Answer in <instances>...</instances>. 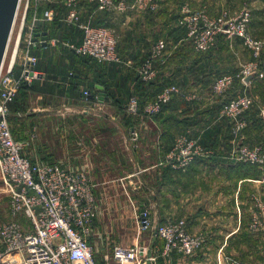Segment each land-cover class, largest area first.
<instances>
[{
    "label": "crops",
    "instance_id": "obj_1",
    "mask_svg": "<svg viewBox=\"0 0 264 264\" xmlns=\"http://www.w3.org/2000/svg\"><path fill=\"white\" fill-rule=\"evenodd\" d=\"M78 1L81 21L98 23L113 31L117 37L120 63H98L74 53L69 45H77L81 38V30L75 24L65 22V27L62 26L65 31L72 27L80 30L78 36L71 37L61 32L63 28L55 30L49 26L50 32H47L44 25H40L37 37L41 39L42 33H46L49 39H56L57 43L43 44L34 50L38 58L36 75L21 95L31 94L33 98L43 97L46 101L37 107H30L31 111L29 108L28 115L37 118V127L28 123L31 119L27 120L25 124H29L30 128L34 127V130L26 131L20 138L31 140L36 137L40 141V151L49 155V159H46L48 162H58L73 170L82 166L90 169L88 176L96 188L94 193L100 187L113 190L131 187L135 192L143 191L148 198H142L139 204L149 209L153 227L183 219L189 232L202 238L201 249L191 257L177 252L162 255L160 249L163 242L155 236L152 227L148 232L139 234L136 240L139 249L147 253L150 251L151 264H228L231 261L264 264V238L248 228L249 216L243 213V210L248 211V193L259 184L264 189V167L254 166L257 171H261L258 177H254L252 166L238 163L231 156V144L237 138L246 141V137L243 133L233 136L226 122L229 119L219 116L222 101L243 90L244 86L235 84L225 97L213 94L210 88L212 80L221 72L237 69L239 59L231 55L230 46L238 43V40L224 37L229 48L228 61L215 51L208 55H197L191 51L187 31L179 22L180 18L175 17V14H182L184 5L191 6L188 0H156L155 11L129 10L109 14L97 11L88 0ZM125 2L129 4L133 0ZM58 4L61 3L56 1L52 7L56 20L62 17ZM158 39L165 40L167 47L156 63L157 74L154 79H157L153 85L143 84L138 78V70ZM255 81L250 80L249 84L253 85ZM171 82L179 88L183 98L186 94L196 95L197 98L191 101L184 98L187 105L174 104L152 119L141 114L135 116L131 123L134 128L131 130L138 133L139 143L131 154L126 152L117 160V170L125 175L115 178L111 174L114 159L103 151L96 150L95 144L96 140H101L110 133L96 134L89 126L97 116L105 122H112L113 119L126 121L120 115L115 116L111 109L115 106L126 108L131 95L138 96L142 102L149 101L160 86ZM97 86H101V89ZM101 91L105 92L108 100L99 99ZM65 107H72L74 112L82 109L80 113L85 114L72 118L70 122L69 140L72 146H69V153L74 160L71 163L53 161L50 158L53 153L46 152L47 140L55 130L58 134L65 130L58 131V126H55L59 119L46 118L51 115L47 114L49 108L60 111ZM13 116L14 114L11 115L9 124L12 135L18 137L14 131L17 125H14ZM39 117L45 118L44 121L39 120ZM78 123L84 124V128L78 129ZM181 136L195 140L207 152L206 155L196 157L185 172L173 168L169 160L172 144ZM74 138L85 140L84 146H74L71 142L78 141ZM208 139L217 147L205 148L203 143H207ZM50 146L53 148V145ZM120 200L118 196L102 197L101 194H96L98 206L89 244L97 264H116L115 261L105 262L103 255L118 244L116 235L121 233V229L117 220L118 217L122 219L123 215L116 214L113 215L115 219L110 216L109 219L105 212L108 208L113 211V206ZM116 210L123 211V208ZM140 264H148L145 256L141 257Z\"/></svg>",
    "mask_w": 264,
    "mask_h": 264
},
{
    "label": "built area",
    "instance_id": "obj_2",
    "mask_svg": "<svg viewBox=\"0 0 264 264\" xmlns=\"http://www.w3.org/2000/svg\"><path fill=\"white\" fill-rule=\"evenodd\" d=\"M88 1L95 4L97 11L108 13L157 9L156 0H133L129 4L125 0ZM55 2L19 0L0 66V174L8 193L11 215L9 221L0 225V264H97L89 244L96 215L94 186L89 176L58 162H32L23 154L25 145L13 137L9 125L10 105L22 84H30L36 75L38 58L34 50L44 43H57L56 39L43 40L37 37L40 24L54 18L52 7L44 10L42 15H39V9ZM63 4L67 9L65 22L77 25L82 32L81 42L71 44L69 48L98 63H120L117 37L113 31L103 25L95 26L90 21H81L78 0H63ZM179 22L186 28L187 36L198 52L215 47L219 34L227 38L238 37L249 49L251 59L248 62L234 73L216 77L210 87L213 94L225 97L237 81L244 86L243 90L223 100L219 110L220 117L230 120L231 133L237 137L247 125L243 115L253 104L246 89L250 82L248 77L264 78V61L261 60L264 43L248 33L250 11L243 10L234 17H228L224 12L216 20L186 4L182 7ZM166 47L167 43L163 39L155 42L150 55L138 70L142 82L148 83L156 77V63ZM180 93L176 85H169L143 108L137 96L133 95L127 101L126 110L132 115L143 110L149 118H153L174 94ZM184 98L191 101L197 96L186 94ZM137 139L138 133L133 131L132 140ZM170 152V165L181 172L187 171L196 157L207 154L195 140L187 137L177 139ZM255 152L257 150L241 146L233 149L231 156L238 161L262 165L264 156L255 155ZM253 200L255 207L248 228L264 238V198L254 195ZM140 219L142 231L153 227L149 215L144 211ZM153 228L155 236L163 242L160 249L162 255L177 252L191 257L203 245L202 238L191 234L183 219L160 223ZM142 256L146 257L147 251L139 249L137 245L117 244L103 255V260L115 261L116 264H140ZM146 260L151 264V256L146 257ZM228 264L241 263L231 261Z\"/></svg>",
    "mask_w": 264,
    "mask_h": 264
},
{
    "label": "rangeland",
    "instance_id": "obj_3",
    "mask_svg": "<svg viewBox=\"0 0 264 264\" xmlns=\"http://www.w3.org/2000/svg\"><path fill=\"white\" fill-rule=\"evenodd\" d=\"M180 1V0H179ZM190 1V4H187L191 9L194 10H202L204 11L210 18L212 19H218L222 13H227L228 17H234L238 15L241 11L243 10H249L250 11V22L248 25V33L250 36H252L255 39H258L264 43V0H188ZM178 3V2H177ZM175 10V9H174ZM175 12V11H174ZM154 14V13H152ZM177 15V18H181L182 14H175ZM184 27V26H183ZM17 29V26L15 28V31ZM186 30V28L184 27ZM187 31V30H186ZM16 32L14 33L15 36ZM222 35V34H219ZM217 36V40L218 37ZM225 37L224 35H222ZM227 38V37H225ZM233 39H237L238 43H233L230 47L232 49L230 50L231 55L238 57L239 62L236 63V68L240 67L241 65L245 64L251 59L250 51L249 49L244 46L242 39L238 37H233ZM240 40V41H239ZM217 44V43H216ZM12 47V42L9 47V55ZM229 49V48H228ZM233 50V51H232ZM7 56L6 60H8ZM250 55V56H249ZM229 57V56H228ZM261 60L264 61V47H263V53L261 56ZM235 65V64H234ZM250 80H256L253 85L249 84L247 85V93L252 97L253 99V104L252 106L244 113L243 119L246 121L247 125L246 130L244 129L241 130V134L246 137V141L240 140V138H237L238 140L231 144L233 149H238V147L245 146L248 149L254 151L255 155H263L264 156V78L263 79H258L254 76L250 78ZM239 83V82H238ZM250 83V82H249ZM240 84V83H239ZM242 85V84H241ZM233 91H236V87H234ZM236 94V93H234ZM231 95L232 96H234ZM23 95H17L16 100L13 102L11 109L10 110V117L12 114H14V121L17 127L14 128V131L17 133L18 137L14 136L16 140L23 141L24 142V149L23 153L27 156L28 159H30L32 162L35 163H51L48 162L49 159L48 156L44 154V151H40V141L34 137L31 140L27 139H22L20 137H23L25 135V132L28 130H34L33 128L29 127V124H25L27 120L31 119L30 122L33 124L35 127H37V118L31 115H28L29 108L32 106L37 107L38 105H42L43 97H31V94L28 96H23ZM66 103V102H64ZM74 104V102H72ZM47 104V103H46ZM33 108V107H32ZM49 112L47 114H51L46 116L47 119H59L56 120L55 126H58L59 130H64L63 132L60 131L58 134L57 130H55V133L51 135V137L47 140V148L46 152H52L53 156L50 157L51 159H54L53 161H60L62 162H74L72 159V155L69 153V146L70 145V122H72V118L76 117H81L84 116L85 114L80 113L82 109H79V112H74L71 108H63L60 111H57L56 109L53 110V108H49ZM32 109L30 108V111ZM113 114L115 116L120 115L126 121L123 119H113L111 120L112 122H105L103 121L102 118L97 116V119L92 121V124L89 126L93 130L94 133L96 134H106L110 133V135H105L107 137L101 138V140H96L95 144L97 145V149L99 151H103L105 154H107L109 157H112L114 159L115 164H111V169L115 178L121 177L125 174L122 175L117 170V160L122 158L126 152H129L130 154L133 151V148L135 149L139 143V140H132V133L135 130H131L134 128V126L131 124L132 119H135V116L137 115H143L146 118H149L143 110H140L137 115H132L127 112L126 108L120 109V107L115 106L114 109H111ZM12 113V114H11ZM84 113V112H83ZM100 113H102L100 111ZM254 117V118H253ZM255 117H258L257 119H260L258 122L254 121ZM40 119H44L42 117H39ZM152 119V118H150ZM228 119V118H227ZM10 120V118H9ZM229 121V122H228ZM227 124L230 126V131L232 129V125L229 124L231 123L230 120L226 121ZM53 123V122H52ZM11 125V124H9ZM79 128L78 129H83L84 124L78 123L77 125ZM103 127V128H102ZM11 132L12 128L10 126ZM37 129V130H36ZM35 131L38 133V128H36ZM13 133V132H12ZM53 136H56V139H53ZM75 136V133H74ZM139 136V135H138ZM182 138L184 136H181ZM179 137V138H181ZM186 137V136H185ZM184 137V138H185ZM139 138V137H138ZM177 138V139H179ZM70 139V140H69ZM173 142V144L176 142V140ZM74 140H78L76 142H71L78 147H83L85 144V140H79V138H74ZM77 143V144H76ZM51 145H53V148H51ZM89 144V141H88ZM172 144V145H173ZM128 149V150H126ZM55 153V154H54ZM111 159V158H110ZM237 160L236 158H234ZM51 161V160H50ZM82 161V160H81ZM238 163L242 164H247L249 166H259V167H264V163L262 165H257V164H252L250 161H238ZM132 163V162H131ZM79 164V163H78ZM81 165H84V163H80ZM69 165V164H68ZM127 166H124L126 168ZM129 167L127 168V170ZM78 171H83L87 173L90 171L88 170L85 166L80 169H75ZM121 175V176H119ZM254 175V173H252ZM252 181V180H251ZM255 184V183H254ZM132 186H134L132 184ZM255 186V185H254ZM96 191V188L94 187V192ZM101 194L102 197L104 196H113L115 198L120 197L121 200L116 206H113L111 211V208L109 210H106L107 218L110 219L112 217L113 219L116 214H121L123 215L122 219L121 217H118V224L119 228L121 229V233L116 235V241L118 244H124V245H137L136 240L138 239V235L142 233H146L151 229H148L145 231L141 230L140 227V214L141 210L144 211L149 215V209L145 207H141L139 204V201L142 200V198L146 199L148 198L147 195L144 194L143 191L135 192L134 188L132 189L131 187H126L123 189H118L114 188H98L97 193L95 194V199H96V194ZM262 194V195H261ZM262 196L264 198V189H261L260 184L258 186H255L249 193H248V211L243 213H247L249 216V221H250V215L252 214L254 207H255V201L253 200V196ZM124 197L125 200L122 198ZM116 200V199H115ZM118 201V200H117ZM96 206H98V203L96 201ZM117 208H123V211L121 210H116ZM145 208V209H144ZM114 215V216H113ZM110 216V217H109ZM11 219L10 211H9V197L7 190L5 189L1 174H0V225L9 221ZM135 243V244H134ZM147 257V256H146Z\"/></svg>",
    "mask_w": 264,
    "mask_h": 264
},
{
    "label": "trees",
    "instance_id": "obj_4",
    "mask_svg": "<svg viewBox=\"0 0 264 264\" xmlns=\"http://www.w3.org/2000/svg\"><path fill=\"white\" fill-rule=\"evenodd\" d=\"M56 1H58V3H61V4H58V9L59 10H61V12H62V17H60V20H56L55 18H53V20L52 21H49V22H43V23H41L40 25H44V27H45V31H47V32H50V28H52V29H55V30H61L63 27H65V16H66V11H67V9L63 6V0H56ZM91 4H93L94 6H95V4L94 3H91ZM50 7H53V5H44V6H42L40 9H39V15H42L43 14V12H44V10H46V9H48V8H50ZM57 6H55V8H56ZM96 8V7H95ZM106 14V13H105ZM109 14V13H108ZM176 17V16H175ZM93 25H95V26H99L100 24H98V23H94ZM49 26H52V27H50L49 28ZM63 26V27H62ZM40 29H41V26H40ZM79 31L80 30H77V29H75V27H72V28H66V31H65V29L63 28L62 30H61V32L62 33H64V34H66V35H68V36H78L79 35ZM80 33H81V38H80V41L78 42V43H80L81 42V39H82V32L80 31ZM77 43V44H78ZM191 51H193L195 54H197V55H200V54H202V55H208V54H211V53H213L214 51L215 52H217L220 56H221V58H225V60L226 61H228L229 60V57H228V54H229V49H228V45H227V43L225 42V40H224V37L222 36V35H219V37H218V40H217V44H216V46L215 47H213V48H211L210 50H208V51H205V52H198V51H196L195 49H194V46H193V43H192V41H191ZM85 58H89V57H85ZM89 59H91V58H89ZM93 60V59H92ZM236 71V69L235 70H231V71H225V72H221L219 75H217L216 77H220V76H222V75H224V74H228V73H234ZM215 77V78H216ZM139 78V80L141 81V79H140V77H138ZM157 79V78H156ZM156 79H154V80H152V81H150V82H148V83H146V84H148V85H153L155 82V80ZM213 81V80H212ZM141 83H143L144 84V82H142L141 81ZM212 83V82H211ZM235 84H237L238 85V81L235 83ZM169 85H174V84H172V82L171 83H164L162 86H160L159 87V89L157 90V92H156V94H154L153 95V97H152V99L151 100H149V101H145V102H142L139 98H138V96H137V98L139 99V105L141 106V108H143V106L145 105V104H147L148 102H150V101H152V100H154L155 99V97L165 88V87H167V86H169ZM28 87V84L27 83H23L22 84V86H21V88H20V90H19V92H18V94H21L26 88ZM182 93V92H181ZM174 94L173 96H172V98H171V100L168 102V103H166V104H164L163 105V107H162V110L157 114V115H155L154 117H156V116H159L160 114H162V113H164V112H166V110L168 109V108H170L172 105H174V104H182V105H184V104H186L187 105V102L184 100V98H183V96H182V94ZM131 96H133V95H131ZM130 96V97H131ZM129 97V98H130ZM17 98V97H16ZM16 98H15V100H16ZM129 98H128V100H129ZM14 100V101H15ZM127 100V101H128ZM13 101V102H14ZM13 104V103H12ZM12 104L10 105V109H11V107H12ZM126 105H127V103H126ZM122 108H124L125 109V107L124 106H121L120 107V109H122ZM9 118H10V116H9ZM254 118V117H253ZM258 117H255V119H254V121H256V122H258L260 119H257ZM247 128V127H246ZM246 128L244 129V131L246 130ZM248 129V128H247ZM208 143H209V145H208ZM203 145H204V147L205 148H216L217 147V145H215V144H213V142L212 141H210L209 139H208V142L207 143H203ZM251 168V167H250ZM252 168H254V177H258L260 174H261V171H257V169L255 168V167H252ZM251 168V169H252ZM263 172H264V169H263Z\"/></svg>",
    "mask_w": 264,
    "mask_h": 264
},
{
    "label": "water",
    "instance_id": "obj_5",
    "mask_svg": "<svg viewBox=\"0 0 264 264\" xmlns=\"http://www.w3.org/2000/svg\"><path fill=\"white\" fill-rule=\"evenodd\" d=\"M18 2L19 0H0V66L2 64L6 52V47L13 26V21L17 10ZM41 39L47 40L48 39L47 34L42 33ZM44 45H47V43H44ZM251 77L252 76L248 77V79H250ZM97 87L101 89V86H97ZM99 99L108 100L105 92L103 91L100 92ZM147 257H150V251L147 253Z\"/></svg>",
    "mask_w": 264,
    "mask_h": 264
}]
</instances>
